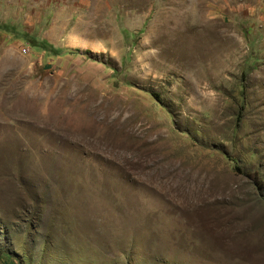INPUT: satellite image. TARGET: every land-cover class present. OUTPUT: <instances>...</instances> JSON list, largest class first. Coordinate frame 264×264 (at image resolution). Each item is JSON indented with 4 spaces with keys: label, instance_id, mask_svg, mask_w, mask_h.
Here are the masks:
<instances>
[{
    "label": "rangeland",
    "instance_id": "obj_1",
    "mask_svg": "<svg viewBox=\"0 0 264 264\" xmlns=\"http://www.w3.org/2000/svg\"><path fill=\"white\" fill-rule=\"evenodd\" d=\"M0 264H264V0H0Z\"/></svg>",
    "mask_w": 264,
    "mask_h": 264
}]
</instances>
